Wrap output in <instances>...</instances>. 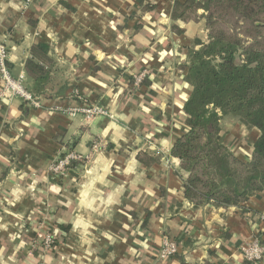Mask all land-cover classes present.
Returning a JSON list of instances; mask_svg holds the SVG:
<instances>
[{
	"label": "crops",
	"instance_id": "obj_1",
	"mask_svg": "<svg viewBox=\"0 0 264 264\" xmlns=\"http://www.w3.org/2000/svg\"><path fill=\"white\" fill-rule=\"evenodd\" d=\"M175 1L0 0V40L13 78L22 73L25 86L33 84L24 63L38 42L68 67L63 95L41 98L38 107L0 96V264H248L239 247L254 234L264 244V186L227 208L183 196L179 161L170 155L188 129L182 103L191 86L179 65L208 36L203 19L171 30ZM143 70L149 84L125 92ZM77 95L112 117H69L61 108L79 105ZM225 120L218 140L247 162L259 131ZM63 149L84 160L58 177L49 168ZM140 152L159 161H139ZM44 202L55 227L69 229L60 230L54 252L26 254L24 230ZM164 236L177 253L160 259Z\"/></svg>",
	"mask_w": 264,
	"mask_h": 264
},
{
	"label": "trees",
	"instance_id": "obj_2",
	"mask_svg": "<svg viewBox=\"0 0 264 264\" xmlns=\"http://www.w3.org/2000/svg\"><path fill=\"white\" fill-rule=\"evenodd\" d=\"M221 13L249 21L245 35L264 27V0H176L173 4L171 30L181 33L179 22L203 19L208 39L189 50L180 67L191 86L182 103L188 129L173 143L170 155L179 161L183 196L190 203L227 208L240 205L264 186V48L252 43L242 46L237 34L213 29ZM48 51V44L35 43L24 63L25 73L33 79L28 90L37 99L62 96L68 83V67ZM223 117L242 119L259 131L247 162L218 140L226 128L220 123ZM138 160L150 164L159 158L140 152ZM57 226L64 233L69 229Z\"/></svg>",
	"mask_w": 264,
	"mask_h": 264
},
{
	"label": "built area",
	"instance_id": "obj_3",
	"mask_svg": "<svg viewBox=\"0 0 264 264\" xmlns=\"http://www.w3.org/2000/svg\"><path fill=\"white\" fill-rule=\"evenodd\" d=\"M29 2L30 0H25ZM8 51L5 43L0 40V96H17L28 105L38 107L40 100L37 99L25 86L24 75L21 73L17 78H13L7 66ZM77 98L82 100L77 106H68L61 108L69 117L75 118L80 116L85 122L95 117L111 118L112 114L109 109L98 103H88L79 95ZM55 109H60L55 107ZM99 143L93 142L92 149L96 150ZM82 155L63 149L50 165L49 171L51 174L59 176L64 175L65 171L70 167L72 160L81 159ZM53 243V235L47 234L43 240V245L50 248ZM239 250L242 257L248 264H262L264 260V244L258 234H254L250 239L245 241ZM177 253V245L174 241L164 236L158 251L160 259H166Z\"/></svg>",
	"mask_w": 264,
	"mask_h": 264
},
{
	"label": "rangeland",
	"instance_id": "obj_4",
	"mask_svg": "<svg viewBox=\"0 0 264 264\" xmlns=\"http://www.w3.org/2000/svg\"><path fill=\"white\" fill-rule=\"evenodd\" d=\"M202 12H203L202 10H198V13H202ZM260 18L263 19L262 14ZM203 23H204V20H203ZM246 23H249V21H245L244 19H241L238 17L236 19L230 13H221L220 16H217L216 23H214V25L212 26H213V29H217V30L221 29L227 33L237 34L241 38L242 46L252 43L255 45V47H256V44H258L259 48H264V27L260 28L258 32L252 29L254 31L252 33V36L248 34L245 35L244 30H245ZM240 58L241 57L239 55L236 56V60L238 62L240 61ZM148 76H149V73H147V71L145 70L135 74L130 79L129 84L126 86L125 92L130 94L132 92L139 90L144 85H148L149 80H150L149 78H147ZM143 81L148 82V84H144ZM79 96L85 101H87L88 103H96V102H91L87 100L86 97L82 95H79ZM79 102H82V100L80 99ZM223 118L220 120V122L222 123L221 125H225L226 127L227 125L223 123L224 122L227 123L226 121L228 120L223 121ZM100 146L101 145L99 144L98 148H100ZM78 160H84V159L81 158ZM72 161H76V160H72ZM242 161H245V160H242ZM66 172L67 170L65 171V173ZM60 176H63V175H59L58 177ZM41 206H42V209H40L39 211L37 210V212L35 213L34 223L30 225V227H28L26 230H24V233H23L25 237L23 239L25 245H24V249L22 248V250H24L26 254L36 253V254L42 255V254L52 253L55 251V249H57L56 247L57 243L60 241L61 232L55 227L56 224H55V221L53 220L54 211L49 208L50 205L47 202H44L43 204H41ZM47 234L53 235V243L50 248H46L43 245V240Z\"/></svg>",
	"mask_w": 264,
	"mask_h": 264
}]
</instances>
